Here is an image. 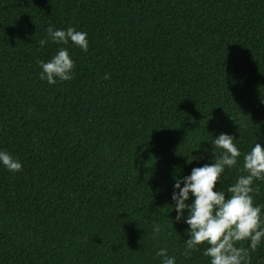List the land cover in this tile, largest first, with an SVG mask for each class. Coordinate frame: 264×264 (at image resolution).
Returning <instances> with one entry per match:
<instances>
[{
	"label": "trees",
	"instance_id": "obj_1",
	"mask_svg": "<svg viewBox=\"0 0 264 264\" xmlns=\"http://www.w3.org/2000/svg\"><path fill=\"white\" fill-rule=\"evenodd\" d=\"M49 25L86 32L87 52L41 47ZM59 47L73 78L49 85L37 61ZM262 101L264 0H0V149L22 163L0 166V264H159V247L208 264L205 245L183 254L173 177L211 162L210 134L264 148Z\"/></svg>",
	"mask_w": 264,
	"mask_h": 264
},
{
	"label": "clouds",
	"instance_id": "obj_2",
	"mask_svg": "<svg viewBox=\"0 0 264 264\" xmlns=\"http://www.w3.org/2000/svg\"><path fill=\"white\" fill-rule=\"evenodd\" d=\"M47 36L40 39L42 47L47 42L57 45H74L87 52V33L69 26L66 29L49 25ZM39 78L49 85L69 81L73 78L74 60L66 47H59L50 59L38 60ZM108 76L105 74L104 79ZM264 102V101H262ZM211 139L212 157L210 163L193 167L186 176H174L171 193V211L175 210L174 220L187 225V239L183 240L184 255L200 250L208 258V264H250L249 251L264 243V205L253 201V182L264 179V148L257 138L250 149L241 153L232 135L220 132ZM242 156L243 174L226 190L217 182L225 170H232ZM205 157L192 156V160ZM190 161V162H191ZM0 166L10 172H19L22 163L7 151L0 149ZM172 220V219H171ZM173 227V220H172ZM153 231L161 232L160 225ZM247 243V247L242 245ZM159 264H176V256L169 255L165 247L155 251Z\"/></svg>",
	"mask_w": 264,
	"mask_h": 264
}]
</instances>
